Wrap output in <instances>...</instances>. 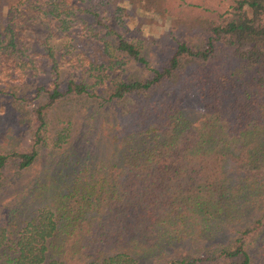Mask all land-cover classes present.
Segmentation results:
<instances>
[{"label": "trees", "instance_id": "16d2710c", "mask_svg": "<svg viewBox=\"0 0 264 264\" xmlns=\"http://www.w3.org/2000/svg\"><path fill=\"white\" fill-rule=\"evenodd\" d=\"M80 1L0 0V59L31 58L21 26L36 19L62 32L81 12L94 19L67 32L59 55L48 29L54 85L22 96L47 91L33 107V142L0 150V187L11 160L19 170L41 156L44 165L26 191L0 203V264H264V0L177 13L171 50L157 65L144 41ZM132 2H118L132 23L154 20L147 0ZM74 41L93 43L103 62L89 60L99 71L91 78L71 72L60 82L59 61L70 62ZM126 61L142 72L127 73ZM63 96L97 104L80 149L71 120L46 141L48 112ZM103 107L112 110L95 115ZM9 115L0 113L5 135L17 126Z\"/></svg>", "mask_w": 264, "mask_h": 264}, {"label": "rangeland", "instance_id": "374dc122", "mask_svg": "<svg viewBox=\"0 0 264 264\" xmlns=\"http://www.w3.org/2000/svg\"><path fill=\"white\" fill-rule=\"evenodd\" d=\"M119 1L83 0V2L80 1V4L97 10L102 19L105 21L109 19L110 23L115 28L124 32L129 39L134 38L144 41L145 53L152 65L160 64L171 50L172 36L177 33L175 31L177 26L174 25L172 19L177 13L188 9H191L194 13H207L212 9L223 11L228 6V0H147L146 4L150 6L151 12H154V20L147 24H135L129 20L122 9L118 8ZM134 2L131 4H134ZM19 13L22 15L27 13L31 14L32 11L28 5L23 6ZM80 14H82V21L69 29H64L63 32L58 28L52 31L53 27L49 29L50 25L40 23L38 19L21 26L23 29L22 35L29 45V53L32 54L31 58L12 57V55H9L4 59H0V88L3 90L0 92V113L9 111L11 115L6 119L9 122L17 124L16 129L11 135H5L3 133L4 128L2 126L0 127V150L30 148L33 142L36 124L33 107L47 100V91H41L42 95L37 99H28L26 97L22 99V96L34 90L39 85L51 88L54 85L53 81L55 78L50 58L49 56H45L47 54L45 49L46 45H43L42 41H44V36L49 29L48 41L55 47L59 55L60 50L58 48L63 47L66 44L65 42L70 39V34L67 32L73 29L79 34L86 20L90 22L94 20L92 13L81 12ZM120 14L122 15L119 17L123 22L116 18ZM23 16L26 18L27 15ZM63 33L66 34L63 35ZM74 43L76 47L69 46V52L66 54L70 62L64 63V61H59L62 63L60 64V82L65 81L71 72H75V74L82 73L91 78L93 76L92 73H99V71L90 67L89 60L95 61L94 63L96 65L103 62L99 54L96 53L98 57H95L96 55L93 56L95 53L93 43L82 41H74ZM85 50L89 53H86ZM123 67L127 73L142 72L143 69L131 61H126ZM113 69L118 70L116 65ZM108 71L109 69L106 72ZM172 89L173 87L170 83L163 86L165 92L171 91ZM96 108L97 104L95 106V102L90 97L63 96L51 106L48 112L49 130L46 132L47 143L52 144L56 131L64 125H67L69 123L68 120H71L72 132L75 133L73 137L74 144L79 149L82 148L84 146L83 133L87 131L88 126L85 120L89 117L88 114L94 113ZM111 110L110 107L99 108V111L95 115L108 114ZM70 113H72L73 118L69 116ZM0 121L2 122V120ZM95 146L96 142L89 141V149L94 150ZM47 147L45 146V148ZM42 161L43 157L41 156L32 167L25 170H19L13 160L9 162L6 167L8 178L3 181V185L0 187V203L3 206L6 205L8 197L16 193L14 197L17 198L20 192L28 189L32 181H34L35 176L43 170L44 165Z\"/></svg>", "mask_w": 264, "mask_h": 264}]
</instances>
